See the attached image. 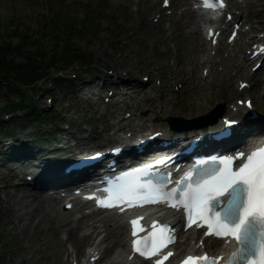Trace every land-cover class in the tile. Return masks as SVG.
<instances>
[{
    "label": "rangeland",
    "instance_id": "rangeland-1",
    "mask_svg": "<svg viewBox=\"0 0 264 264\" xmlns=\"http://www.w3.org/2000/svg\"><path fill=\"white\" fill-rule=\"evenodd\" d=\"M153 4V0L147 2L140 0L139 5H136V0H0V38L3 44L10 43L11 48H15L20 43L18 38H14L17 35L29 43L21 50V55L28 56L29 53L38 51L40 47L45 48L47 53H51L54 37L58 41L67 38L74 54H84L86 57L84 62L73 57L68 68H63L61 64L51 66L47 61H41V68L48 74L47 82H51L55 76L60 78L59 82H53L54 90L50 94L57 100L51 114L55 121L51 123L41 120L40 123L33 124L30 129H26V133L41 135L45 132L50 133L54 126L62 130L64 124H69L73 131L70 134L62 133V138L59 140L61 146L65 148V139H72L73 134L76 133L80 142L77 146L73 141L69 142L68 149L71 148L72 154L79 149L92 147L93 144L82 142L87 133H83L81 126H88L94 120L96 124H103L104 118L105 120L107 118L104 116L107 111L101 108L102 101L98 97L103 94H100L99 88L93 84L101 75L100 70L104 58L114 63L118 71H126L130 76L141 77L151 70L161 72L164 76L163 99L157 100L153 90L149 89L150 87L146 88L145 92H141V95H148L151 101H154L156 107L154 110L166 105L167 111H177L190 100L192 95L190 88H181L179 93L174 92V86L179 83L183 85L184 80L189 76H184L185 79L180 80L178 79L180 74L174 73L170 76L165 67L173 58H176L180 62L178 72L184 70L189 72L192 69V65L187 64L189 56L200 55L198 51L202 49L198 50V47L193 45L198 51L196 54H190L193 47L190 48L187 41L182 38L183 32L180 33L181 36L176 43L165 41L167 33L162 27L148 25V19L157 12L156 9H152ZM249 15L259 22H264V7L252 9ZM44 40L46 42L43 44ZM36 42L41 44L38 49L35 47ZM61 42L60 46H62ZM8 60L14 64L22 62L21 57L14 53L9 55ZM230 73L229 66L227 75ZM72 74L84 76L83 79L77 77L76 84H74L76 86L65 83V80L70 79ZM236 78L246 81L251 79L248 71L242 72L239 77L236 76L233 79ZM84 81H92L91 86L84 85ZM235 85L236 82L234 88ZM79 87L83 89L79 90ZM226 89L227 86L220 91V94L218 93L217 97L208 94L211 98L210 105L209 109L202 110V112L207 110L204 114L214 108L219 100L228 98ZM88 90L90 94L95 93L98 96H90ZM260 90L257 88L249 92L259 110ZM26 93L28 94L29 91L26 90ZM141 95L139 99L144 101L146 97ZM10 99L14 97L11 96ZM88 100L92 103L89 104ZM5 104V98L0 94V108ZM121 105L125 110H132L131 104ZM59 111H64L63 117H60ZM116 113L121 117L120 111L113 110L110 114ZM23 114L25 113L15 115V122H19ZM137 115L139 121L135 122L136 129L142 122L141 118H146L148 113L140 109ZM167 117L155 123H166ZM62 119H64L63 122H61ZM192 119L196 118L187 120ZM149 123L154 122H146V124ZM102 135L106 136L107 132ZM56 138L58 139L57 136ZM102 140L105 138L102 137ZM52 149L56 150L58 146L49 148L50 151ZM11 174H14V171L9 173L0 168V264H69V262H62V256L56 250L55 246L61 240L59 235L61 231L52 230V216L40 217L39 210L35 206H26L24 202L16 206L14 197L18 193L29 194L30 188L21 186V183Z\"/></svg>",
    "mask_w": 264,
    "mask_h": 264
},
{
    "label": "snow or ice",
    "instance_id": "snow-or-ice-1",
    "mask_svg": "<svg viewBox=\"0 0 264 264\" xmlns=\"http://www.w3.org/2000/svg\"><path fill=\"white\" fill-rule=\"evenodd\" d=\"M209 6V5H206ZM246 159L247 163L239 168L238 171L232 172L231 170L225 169L219 175H215L207 180H204L197 184L195 188H189L184 193L185 199L181 203L185 206L191 205L201 216L207 211H210L208 205L211 200L215 197L222 196L230 190L235 189V186L239 183H243L248 187V199L246 203L241 207V215L238 219H233L234 209L233 205L236 203V198L233 197L229 207L225 210L224 217H221L219 213L215 214L214 222L208 224L211 230L209 234H215L217 237H234L238 243L244 244L248 242L251 234V222L249 218H252L253 222H258L261 225L260 235L264 236V148H260L257 151H253L247 157H241ZM221 163L228 165L231 164V160L222 161ZM189 176L186 177L190 178ZM259 192V196H255L254 193ZM174 207L176 205H173ZM133 225V236L137 235V229L139 227V220L131 221ZM152 234L147 240H135L133 242L134 250L139 252L141 255H156L159 248L166 247L165 232L166 229L153 225ZM140 231H143L142 227H139ZM167 241L171 242V237H167ZM141 244L144 247H141ZM260 251L257 253V257H249L245 260V264H264V242L259 245ZM241 252L243 249L240 250ZM172 253H168L163 257L167 260ZM239 253L233 255V259ZM217 264L215 260H209L207 255L203 257H187L182 264ZM158 264H162V261H158ZM228 264H232V260L228 261Z\"/></svg>",
    "mask_w": 264,
    "mask_h": 264
},
{
    "label": "bare ground",
    "instance_id": "bare-ground-1",
    "mask_svg": "<svg viewBox=\"0 0 264 264\" xmlns=\"http://www.w3.org/2000/svg\"><path fill=\"white\" fill-rule=\"evenodd\" d=\"M147 1V0H146ZM137 5L139 4V0H137ZM194 25V24H193ZM194 30L189 33V37L190 40L197 42L198 41V28L194 27ZM167 40V38L165 39V41ZM196 46L198 47V49H202L200 51L201 56L199 58L193 57L189 60V64L192 65L193 69L196 68L198 65H203V67L205 68V66L207 64H211V61L214 59L211 56H209L206 51V49L202 46L201 43L196 44ZM201 63V64H200ZM224 65V72L217 75L219 76V78H223L227 75V62H222ZM247 61L243 60L239 65L242 66L243 64H246ZM216 65L211 66V68H214ZM203 68V69H204ZM211 68L209 69V72L211 73ZM167 69L172 72L173 71V67L167 66ZM189 76L188 80L185 81V84L188 85V88H190L192 95L190 97V100L185 103L184 105H182L179 110L177 111H167L166 110V105L164 106H160L157 107L156 110H154L156 107L154 106V101H151V98H149L148 95H143V97H146L144 99V101L142 99L138 100L137 107L133 110V116L135 118L136 117V112L140 111H144L147 112L148 115L146 116L147 119H152L154 118V120H161L167 116H179L182 115L185 119H189V118H194L196 116L199 115H203L204 112H202V110L204 108L209 109V105H210V96L208 94H212L214 97H217L218 94L215 92L214 90V83L212 82L211 85H209V87H204L201 86L202 84V79H198L197 77L193 78L190 77L192 76L191 73H186L185 77ZM211 78L212 80L214 78H216V76H213L212 74L209 76H207V79ZM191 86V87H190ZM212 90V91H209ZM156 101V100H155ZM157 102V101H156ZM140 106V109H139ZM174 106H172V110ZM238 119L242 118L241 113L236 117ZM254 122H256L258 124L257 128L255 131H258L263 125H264V120L263 119H257ZM125 124L122 123V127ZM130 127V126H129ZM158 127L162 128L163 130H165L166 132H170L168 125L165 123L159 124ZM119 129H124L119 127ZM237 130H243V126H241L240 128H237ZM201 131V130H199ZM197 131V132H199ZM194 133V132H193ZM192 134V133H191ZM176 135V134H175ZM19 187V185H17ZM8 187V186H7ZM6 187V188H7ZM15 204L16 206H20L22 202H24V204L26 206L31 205V206H35V208L37 210H39L38 214L40 217L44 216V215H51L53 218L52 221V230L53 231H57L60 232L61 234H59L60 236H64L65 237V242L62 240H59V242H57L56 244V250L60 252L61 256H62V262H66V259L64 258H71V260L73 258H79L83 257L85 254V246L89 245V241H93L95 240V238L89 237L88 235L85 236V233L88 231H91V233L94 234L95 231H99L102 229H106V226L108 225V222H104L103 218L99 219L94 225L93 221L91 222V220L95 219V217H90V218H82L81 221H76L75 223H73L71 221V217H72V212H63L61 210L58 209V202L55 199H48L46 201H41L39 198H33L32 196H30V194H24V193H18L15 197ZM16 207V208H17ZM170 219V218H169ZM101 224V225H99ZM103 230L102 232L106 233V240H108V244H113L116 247H124L125 243L123 241L124 236H125V232H124V226L123 224L120 222V219H117L116 222L113 223V227L112 229L108 230ZM101 233H98L97 236H99ZM96 236V237H97ZM106 242V241H105ZM66 244H68L70 246V248H72V252H69L68 247L66 246ZM219 244V243H218ZM92 245V244H91ZM179 249H182L181 247H178ZM190 249H188V251H192L194 247H189ZM210 246L209 244H206V250L207 252H209L212 255H218L220 251H225L226 248H221L220 250L214 251L212 252L210 250ZM185 252L182 251L179 253V256H182ZM199 251H196V254H198ZM106 255V253H105ZM70 256V257H69ZM104 264H107L106 262H104ZM111 264H122L119 261L118 257H114L112 259Z\"/></svg>",
    "mask_w": 264,
    "mask_h": 264
},
{
    "label": "trees",
    "instance_id": "trees-1",
    "mask_svg": "<svg viewBox=\"0 0 264 264\" xmlns=\"http://www.w3.org/2000/svg\"><path fill=\"white\" fill-rule=\"evenodd\" d=\"M14 38L19 37L15 35ZM19 39L21 40V44L15 48H11L10 43L3 44V41L0 38V78L5 75L4 78L6 80L5 85H2L0 82V94L4 96L6 101L5 106L0 109L1 112L14 113L16 110H22V104L24 102L17 87L31 85L35 81L43 78L44 73L40 68L41 61L44 62L47 59L53 63L60 62L64 67H68L70 64L68 59L75 55L69 46V40L67 38H65L66 51L64 56L60 58L55 57L54 52L53 57H47L46 53L44 52L45 49L40 47V42H36L35 45L38 44L37 49L39 47L40 49L38 51L35 50L34 53H29L28 56H23V63L14 64L11 60H8L9 55L14 53L22 57V48L29 45V43L25 40H22V38ZM58 44L59 43L56 39L55 47H58ZM11 96H15L16 99H10ZM26 112L27 113H25V116L31 111L27 109Z\"/></svg>",
    "mask_w": 264,
    "mask_h": 264
}]
</instances>
